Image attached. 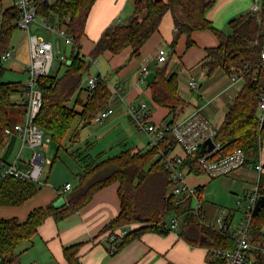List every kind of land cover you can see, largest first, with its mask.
Wrapping results in <instances>:
<instances>
[{"label": "trees", "instance_id": "obj_1", "mask_svg": "<svg viewBox=\"0 0 264 264\" xmlns=\"http://www.w3.org/2000/svg\"><path fill=\"white\" fill-rule=\"evenodd\" d=\"M94 2L95 0H56L39 9L40 14L51 20L56 15L59 17L60 24L66 25L73 38V46L70 63H64L66 70L63 75H47L37 79V85L42 91V104L36 123L56 143L58 154L64 149L78 158L83 172L78 174V184L72 187L64 206L56 208V199L33 209L24 222L16 217L0 218V264H15L20 257L18 248L24 241H32L47 218L53 217L57 221L64 219L88 204L97 191L115 182L119 184L121 211L106 228L115 231L126 225L141 223L121 238L118 250L144 233L166 234L171 231L166 226V216L170 213L184 215L189 211L192 214L185 222L197 234V237H192V233L190 236L186 234L192 245L233 248L234 240L206 226L203 221L205 217L201 218L193 213L191 198L178 205L174 196L167 195L169 177L156 156L160 150L167 152L175 144L170 135L158 147L144 150L126 147L106 157L103 154L95 157L92 154L82 155L78 147L82 130L90 126L100 112L106 109L112 94L107 81L101 75L96 76V85L92 91L83 85V77L89 70L90 60L97 59L106 51L117 55L130 47L132 56H140L143 45L157 32L168 12L173 16L175 27L170 45L173 49L181 35L187 36L186 47L190 48L196 45L192 37L195 32L211 31L219 44L206 49L207 54L202 63L206 75L211 76L221 69L229 75H241L245 79L244 86L217 130L216 141L222 142V154L242 148L249 162L256 161L264 139V112L261 114L258 108V100L264 89V60L261 56L264 48V11H248L231 19L228 24L232 32L225 34L207 18V11L215 0H136L134 14L125 21L108 26L95 43L88 60L80 54V41L85 36L87 19ZM64 16H70V21L65 22ZM17 20L18 11L13 5L1 14V57L12 49L11 41L18 27ZM5 70L3 61H0V79ZM154 71V80L147 82L153 101L169 110V123H176L188 105V101L179 93L178 76L176 73L169 74L167 64L155 67ZM20 87H24L21 82L0 80V150L6 139L5 129L15 124L13 114L11 115V109L16 105L12 102V95ZM74 98L76 99L73 103ZM53 163L54 160L51 164ZM152 175H161L166 179L159 208H153L149 203L141 201L139 196ZM38 183L40 184L15 177L6 178L0 186V205L24 204L41 189ZM259 190L264 193V175H261ZM199 193L202 197L203 188L199 187ZM263 229L264 207L252 219L250 238L255 248L250 252L253 264H264V252L258 249L264 244ZM81 246L77 243L64 249L67 264H81ZM210 264H217V261L213 260Z\"/></svg>", "mask_w": 264, "mask_h": 264}, {"label": "crops", "instance_id": "obj_2", "mask_svg": "<svg viewBox=\"0 0 264 264\" xmlns=\"http://www.w3.org/2000/svg\"><path fill=\"white\" fill-rule=\"evenodd\" d=\"M10 4L11 6L13 5V0H11ZM251 5L252 0H215L213 6L207 11V18L211 20L217 28L223 31L227 26L230 27L228 23L231 19L251 11ZM135 9L136 2L132 5L130 0H95L87 19L85 36L80 41L81 56L84 58H86V55L89 56L103 31L112 23L125 21L134 14ZM3 11L4 9L2 8L0 17ZM174 32L173 16L168 12L163 17L157 32H155L143 45L140 56H132V49L130 47L117 55L106 51L100 56L103 57V60L107 61L109 69L111 68L116 72L114 77L115 81L111 82L106 75L102 74L101 70L98 74L107 81L111 92H113L115 87L118 91L111 94L106 107V109H112V113L109 116L118 113L117 119L112 122H119L123 115L130 118L128 114V104H139L141 102L148 103L152 108L153 121L156 123L169 122V110L153 101L151 89L147 85L146 80L141 78L140 73L144 66L151 72L154 71L155 67L167 64L169 74L176 73L178 76L180 95L182 94V85L185 81H187L190 87V82L195 76L196 78L201 77V80L203 76L206 77V82L200 84V100L197 101V110L200 109L217 129L221 126L236 95L244 86L245 79L236 77L237 79L233 80L232 75L225 73L221 69L216 70L211 76L206 75L202 67L203 60L207 54L206 49L219 44V40L211 31L204 30L195 32L192 37L196 45L190 48L186 47L187 36L181 35L176 47L173 49L170 45L174 38ZM26 47L27 57L22 59L15 53L13 57L10 58L8 66L10 69L20 74H23L22 71H24L27 76V81V67L30 62L29 42ZM160 49H165L167 52L166 62H160L158 60ZM170 52H176L182 55L180 60L182 64L172 62V53L170 54ZM98 58L94 60L97 64L99 63ZM61 64L62 63H60L58 70H60ZM99 64H101V62ZM177 70L180 71L178 72ZM26 81L3 82H21L22 86H24ZM23 90L24 87H20L13 93V95H16L15 99H13L12 95V102L16 104L13 107L15 113L13 121L15 123L21 122L24 118L23 112H20V110L22 111V107L18 104V101L23 95ZM186 111L187 109L182 113L184 116L180 114L176 123L185 120L195 112L190 110L186 113ZM130 120L134 124L131 118ZM5 141H7V147H5V150L3 148L4 151L0 154L1 159L6 162H13L16 160L21 168L28 169L29 166L27 161L31 156L32 149L28 148L30 151L27 157H24L21 153L27 147L21 149V140L16 135L7 136ZM148 143L149 136L147 138L146 149L148 148ZM124 145V148L133 147L135 149L144 150L139 145L132 146L126 141ZM90 146L88 142H81L78 147H80L82 155H86L91 154ZM19 147L20 151L16 154L14 151ZM8 151H10L11 154L14 153V159H6L8 157ZM174 152L182 154V151L178 147L175 148ZM66 157L67 163L70 164V166L68 165V171L70 172L72 170L75 174L76 181H72L68 178L63 184L55 185L51 182L50 176H45L43 180L45 182L44 186L24 204L18 206L0 205V218L16 217L20 222H24L33 209L45 206L63 197L64 195L61 196V192L67 183H71L73 188L77 186L78 174L83 172L81 163L77 161L78 158L73 154L69 156L66 155ZM254 162L263 164L261 175H264V139L258 159L249 163L252 164ZM249 163L230 174L232 183L237 186L236 190L238 193H235L236 195H243L252 191L258 183L259 173ZM190 175H193L191 176L193 177L192 181L187 180V177ZM202 175H204L205 178ZM202 175L201 173H189L185 178L190 186L204 189L209 179L212 178L204 173H202ZM40 181H42V175ZM118 187L119 184L115 182L100 189L94 194L92 200L88 204L64 219L57 221L53 217L47 218L39 227L32 241H25V243H22L20 246L22 248H18L17 252L20 254V257L15 264H67L64 249L77 243L82 245L79 250L81 264H210L212 262L208 256L209 247H206V245H192L186 238L187 233L189 236L192 233V237H197V234L195 230H190L191 226H187L185 221L182 225L179 223L177 229H171V231L166 234H160L158 232L144 233L139 238L125 245L122 249L115 253H111L109 249V234L114 230H109L106 227L121 211ZM71 190L72 188L65 193L66 197L70 196ZM203 196L204 193H202V198ZM203 201L205 218L210 221L209 218H213L217 213V209L220 207L214 206V204L210 205L204 198ZM208 206L209 210L206 209ZM228 210L233 211L234 217H240V213L237 209ZM209 212L214 214L211 216ZM184 216L185 214L182 215V217ZM140 224L141 223L126 225L115 231L117 232L120 229H127L130 231L131 229L139 227ZM166 226L171 228V223L170 225L166 223Z\"/></svg>", "mask_w": 264, "mask_h": 264}, {"label": "built area", "instance_id": "obj_3", "mask_svg": "<svg viewBox=\"0 0 264 264\" xmlns=\"http://www.w3.org/2000/svg\"><path fill=\"white\" fill-rule=\"evenodd\" d=\"M56 0H13V6L18 11V28L25 30L29 35L30 42V62L27 67L28 79L24 85L23 95L18 104L23 110V120L17 122L5 129V135H16L21 140V149L25 147L32 149L28 162V169L20 167L18 161L5 162L0 160V186L8 177H15L23 180L39 182L43 173V165L45 163V155L38 148L46 146L44 143L45 131L36 123L37 115L42 104V91L37 85V79L41 76H47L51 72L54 60L55 44L53 41L45 37L32 34L30 30L31 24L37 21L40 16L43 21L40 24L51 34L57 35L61 40L70 46L69 54L61 55V63H70L69 57L73 46V38L68 33L65 24H60L59 17L56 15L53 20L40 14L39 9L43 6L54 3ZM251 11H264V0H252ZM65 22L70 21V16H64ZM14 52L7 51L2 55V60L12 58ZM261 56L264 60V48ZM158 60L160 62L167 61V52L165 49L159 50ZM141 78L146 80L150 73L149 69L144 66L141 71ZM236 77L244 78L241 75H232V79ZM97 78L91 77L88 81V89L92 91L95 88ZM191 89L198 88V81L192 78L190 82ZM119 90V89H118ZM118 92L116 87L114 92ZM91 93V92H90ZM258 108L264 112V89L258 100ZM112 113V109H105L96 117L95 121H103ZM152 108L146 102L139 104L129 103L128 114L134 124L149 136L148 148L158 147L162 141L170 135L175 144L170 146L167 152H161L156 156L163 164L168 174L170 185L167 195L176 198V203L181 205L192 199V210L197 216L205 217L204 201L199 193V187L190 186L186 181V175L189 173H204L211 178L219 176H227L240 167L249 163L248 157L242 148H235L227 154H222V142L216 141L217 128L210 119L200 110L195 111L191 116L178 123H156L152 119ZM211 140L214 146L206 151H202V145L205 141ZM178 147L181 153H175ZM18 159V158H17ZM47 163L50 160L47 159ZM250 164V163H249ZM259 173V180L256 187L246 193L237 195V211L240 217L233 216V211L218 208L217 211L225 212L224 216L216 219L217 225L212 220L205 218L204 224L213 229L222 232L230 239L234 240L233 248H208V256L210 261H217V264H253L251 257V249L255 246L251 242L250 232L252 228V219L254 216L255 206L261 196L259 190V182L263 170V164L254 162L250 164ZM72 188L71 183H67L61 192L65 193ZM66 197V196H65ZM179 221L174 217L171 221V229H177ZM127 229H120L117 232L109 234L110 252H117L121 238L127 234ZM264 252L263 246L258 247Z\"/></svg>", "mask_w": 264, "mask_h": 264}, {"label": "rangeland", "instance_id": "obj_4", "mask_svg": "<svg viewBox=\"0 0 264 264\" xmlns=\"http://www.w3.org/2000/svg\"><path fill=\"white\" fill-rule=\"evenodd\" d=\"M131 4L134 5L136 0H130ZM11 0H2L0 1V10L3 8L4 10L11 6ZM43 19L38 16L37 21L31 24L30 30L32 34H38L43 37H45L48 40H51L55 44V52H54V60L53 65L51 67V72L49 75L56 76V75H63L66 70V64H63L59 69L60 63H61V55L63 54H69L70 52V46L65 43V41L61 40L57 35L53 33H49L47 29H45L40 22H42ZM120 21V20H118ZM124 21V20H123ZM121 22V21H120ZM223 32L225 34H230L232 32L230 27H226L223 29ZM29 42V35L28 32L25 30H22L20 28H16L11 45H12V51L14 54L20 56V58H26L27 57V45ZM30 45V42H29ZM172 50V49H171ZM172 53V54H171ZM172 55V62H176L178 64H182L180 62L181 56L176 52H170ZM13 57V56H12ZM86 58L90 60L88 55H86ZM103 57H99L98 61L101 64H97L94 60H90V67L89 70L84 74L83 77V85L88 86V81L91 77H96L100 73V70L103 75H106L109 81H115V71H113L111 68L109 69V64L107 61L102 59ZM9 60H2L3 65L5 66L6 70L1 77V81H26L27 76L25 75V72L22 71L23 74L17 73L15 70H12L9 68ZM180 69V68H179ZM178 72L180 70H177ZM22 78V79H20ZM198 81V89H191L189 85L187 84V81L182 85L181 95L187 99L188 105L185 109L189 112L196 111L197 110V104L198 100H200V91L201 87L200 84L206 82V77L203 76V79L194 77ZM191 79V78H190ZM16 98V95H13V99ZM76 98L73 99V103ZM186 111V113H187ZM13 114L14 117V110L11 109V115ZM183 115V114H182ZM118 116V113H115L108 118L104 119L103 121H93V123L84 128L82 130V138L81 142L83 143H90V152L95 157L99 154H103V156H109L118 153L125 147L124 143L125 141L129 143L130 145H139L141 148L146 149L147 147V134L145 132H142L135 124H133L128 116H124L121 118L119 122H112L113 120H116ZM184 116V115H183ZM14 119V118H13ZM80 142V143H81ZM44 143L46 146H41L38 149L41 150L45 155V163L43 165V174H42V181H39V186L43 187L45 182L44 177L50 176L51 182H53L55 185L63 184L68 178L72 181L75 180V174L72 172V170L69 172L68 167L70 166L69 163L66 161V155L69 156L70 153H67L64 149L60 150V154H58V148L56 143L51 140L49 134H45ZM5 147H7V141L4 142V145L2 149L0 150V154L3 153L5 150ZM4 148V150H3ZM16 149V148H15ZM20 151V147L16 149V154H18ZM30 149L26 148L21 154L23 156L27 157L28 152ZM56 154H58V157L56 158ZM7 160L14 159V153H10L8 151L7 154ZM61 157V158H60ZM47 159H50L51 162L54 160L53 165L51 163H47ZM78 161V160H77ZM79 162V161H78ZM77 162V164H78ZM69 165V166H68ZM202 175V174H201ZM193 175H190L187 177L188 181H192ZM204 177V175H202ZM229 176H219L212 179H209L207 182L206 187H204V200L209 202L210 205L218 206L221 209H237V201H236V194L237 192V186L232 183V177ZM205 178V177H204ZM166 179L164 176L161 175H152L148 181L143 186V189L141 191L140 199L141 201L147 202L150 205L153 206V208H159L161 207V193L164 190ZM238 184V183H237ZM168 189V187H167ZM208 205V204H207ZM206 209L209 210V206L206 207ZM212 216V212H209ZM225 212H218L215 214L213 218H209L213 221L215 225L216 219L219 216H224ZM192 214L191 211L186 212L185 216L182 217V215H177L175 213L168 214L166 216L167 224L170 225L172 218L176 217L179 223L182 225L185 223V219ZM25 241L23 242V244ZM22 248V247H20ZM19 248V249H20Z\"/></svg>", "mask_w": 264, "mask_h": 264}, {"label": "water", "instance_id": "obj_5", "mask_svg": "<svg viewBox=\"0 0 264 264\" xmlns=\"http://www.w3.org/2000/svg\"><path fill=\"white\" fill-rule=\"evenodd\" d=\"M0 61H2V58L0 56ZM156 76V72L155 71H151L147 77H146V82H152L154 80ZM206 146L208 147V149H211L214 146V143L211 140H207L203 143L202 145V151H206ZM67 200L66 197H61L58 198L55 202H54V206L56 208L62 207L66 204ZM264 207V195L261 196L255 206V210H254V215H257L260 210Z\"/></svg>", "mask_w": 264, "mask_h": 264}]
</instances>
